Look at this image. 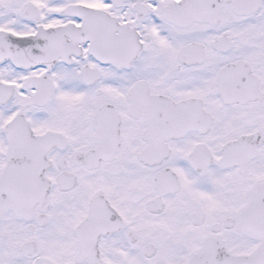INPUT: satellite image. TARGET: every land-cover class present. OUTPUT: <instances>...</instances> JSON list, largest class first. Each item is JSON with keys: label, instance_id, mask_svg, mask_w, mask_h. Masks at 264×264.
Returning a JSON list of instances; mask_svg holds the SVG:
<instances>
[{"label": "snow or ice", "instance_id": "6c2138e0", "mask_svg": "<svg viewBox=\"0 0 264 264\" xmlns=\"http://www.w3.org/2000/svg\"><path fill=\"white\" fill-rule=\"evenodd\" d=\"M0 264H264V0H0Z\"/></svg>", "mask_w": 264, "mask_h": 264}]
</instances>
